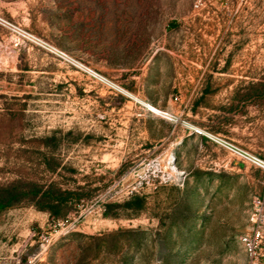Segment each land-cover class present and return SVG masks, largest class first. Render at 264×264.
<instances>
[{
	"label": "rangeland",
	"instance_id": "374dc122",
	"mask_svg": "<svg viewBox=\"0 0 264 264\" xmlns=\"http://www.w3.org/2000/svg\"><path fill=\"white\" fill-rule=\"evenodd\" d=\"M0 14L132 93L0 27V264H246L252 213L264 264V172L211 139L264 160V0Z\"/></svg>",
	"mask_w": 264,
	"mask_h": 264
},
{
	"label": "built area",
	"instance_id": "2783aa9c",
	"mask_svg": "<svg viewBox=\"0 0 264 264\" xmlns=\"http://www.w3.org/2000/svg\"><path fill=\"white\" fill-rule=\"evenodd\" d=\"M0 27L6 29L7 31H10L19 39H27L30 42L34 43L36 46L49 51L68 66L75 67L79 73L85 75L93 83L103 85L104 87H107L109 90H111V92L115 91L116 94L128 95V90L125 89L122 85L118 84L112 79H109L100 71L81 63L80 61L67 54L65 51H62L61 49L55 47L53 44L49 43L37 34L27 31L19 25L11 23L1 14ZM175 100H178V97H176ZM211 139L216 142L221 148L233 154L234 157L239 161L245 164L249 163L254 168L264 172V160L260 157L253 155L245 148L235 144L234 142L226 138L220 136H211ZM262 241L263 232L260 226L258 215L256 213H252L250 216L248 228L246 227L245 231L240 235V242L243 245L244 251L246 252L248 257L246 264H262L259 261V255L261 254L260 251L263 248Z\"/></svg>",
	"mask_w": 264,
	"mask_h": 264
},
{
	"label": "bare ground",
	"instance_id": "6f19581e",
	"mask_svg": "<svg viewBox=\"0 0 264 264\" xmlns=\"http://www.w3.org/2000/svg\"><path fill=\"white\" fill-rule=\"evenodd\" d=\"M127 94L129 95V96H132V93L131 92H127ZM136 98V97H135ZM141 103H142V105L144 104V106H147L149 109H151L152 111H154V112H156V113H159V114H164V115H170V113H168V112H165V111H163V110H160L159 108H157L156 106H154V105H152V104H149V103H147V102H145V101H140ZM166 113V114H165Z\"/></svg>",
	"mask_w": 264,
	"mask_h": 264
},
{
	"label": "trees",
	"instance_id": "16d2710c",
	"mask_svg": "<svg viewBox=\"0 0 264 264\" xmlns=\"http://www.w3.org/2000/svg\"><path fill=\"white\" fill-rule=\"evenodd\" d=\"M66 200V199H63ZM13 205L12 201H8V203H4L0 206V210L4 209L5 207Z\"/></svg>",
	"mask_w": 264,
	"mask_h": 264
}]
</instances>
